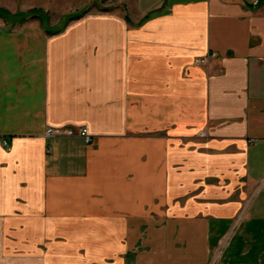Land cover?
I'll return each instance as SVG.
<instances>
[{"label":"crops","instance_id":"1","mask_svg":"<svg viewBox=\"0 0 264 264\" xmlns=\"http://www.w3.org/2000/svg\"><path fill=\"white\" fill-rule=\"evenodd\" d=\"M54 1L0 0V264H264V0Z\"/></svg>","mask_w":264,"mask_h":264},{"label":"rangeland","instance_id":"2","mask_svg":"<svg viewBox=\"0 0 264 264\" xmlns=\"http://www.w3.org/2000/svg\"><path fill=\"white\" fill-rule=\"evenodd\" d=\"M76 1H73V0L72 1H70V0H55L54 1L55 4L53 3V5L50 6L49 8H47V9L54 16H58V15L64 14V13H68L69 15L70 14H76V13H79V12L84 11L86 9H89L86 6V7L81 8L80 10H78V8L76 6H72L69 3V2H73V4L76 5L77 4ZM91 2H93V0L89 1L88 6L90 4H92ZM97 8L100 9V10L117 9L118 8V0H114V1L104 0V1L100 2L99 4H97ZM44 15L46 16V12H44ZM257 194L259 195V199H258L259 201H260V199L264 200V178L260 179L259 182H258V187L256 189V192H255L254 196H257ZM237 225L238 224L235 223L234 226L232 227V229L226 235H224L223 240L220 243V246L218 247V250H217V252L215 254V255H218V259L222 256V254H223L222 252H224L223 250H224V248H225V246H226V244L228 242V239H232L233 237H235L237 232H239V234L240 233L242 234V235L241 234L240 235H241V238L243 240H245L247 238L249 239L251 237L250 234L246 235V233L241 232V229L239 227L235 230ZM230 234H231V236H230ZM229 236H230V238H229ZM231 251H233L232 248H231ZM233 255H234V253H233Z\"/></svg>","mask_w":264,"mask_h":264},{"label":"built area","instance_id":"3","mask_svg":"<svg viewBox=\"0 0 264 264\" xmlns=\"http://www.w3.org/2000/svg\"><path fill=\"white\" fill-rule=\"evenodd\" d=\"M215 51H210L204 55L198 56L195 58V62L201 64H207L211 58L216 56ZM47 135H80L83 136L87 143L92 141V134L90 133L87 126L75 127H62V126H47L45 130ZM253 140V138H252ZM4 143L7 145L8 142L4 140ZM218 255H215L212 259L202 264H217Z\"/></svg>","mask_w":264,"mask_h":264}]
</instances>
